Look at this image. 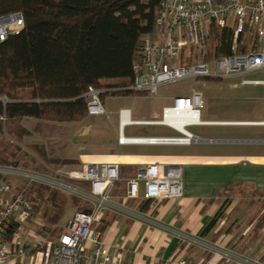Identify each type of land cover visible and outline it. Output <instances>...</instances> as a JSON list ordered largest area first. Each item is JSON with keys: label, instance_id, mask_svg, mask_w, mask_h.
I'll return each instance as SVG.
<instances>
[{"label": "built area", "instance_id": "2783aa9c", "mask_svg": "<svg viewBox=\"0 0 264 264\" xmlns=\"http://www.w3.org/2000/svg\"><path fill=\"white\" fill-rule=\"evenodd\" d=\"M23 23L21 12L0 15V42L9 34L18 32ZM211 25L233 27L231 55L206 58ZM246 31L254 41L244 52H239L238 37ZM138 53L129 86L111 89L88 87L84 94L88 115H108L102 94L113 99L114 92H140L147 97L167 99L168 103L161 108L159 117L151 119H133L130 108H119L116 112L119 144L223 142L221 138L200 137L187 129L219 123L201 118L204 97L200 91L189 87L182 93L162 94L161 88L187 77L244 78L248 73L264 72V0H161L154 17V32L140 42ZM209 63L211 68H208ZM242 83L264 85V79H243ZM0 100L3 103L8 101L5 96ZM132 125L164 126L179 135L125 136L124 128ZM0 176L8 177L0 182V264H123V254L118 252L112 256L96 229L104 214L112 212L154 224L152 216L156 203L179 198L183 192L182 165L179 163L147 162L128 177L118 162H85L79 169L67 171L51 166L30 170L0 164ZM19 179L76 196L90 204L91 210L74 212L57 238H42L34 229L37 221L24 189L16 188ZM75 182L90 183V189L79 187ZM117 182L126 183L121 195L116 194ZM131 201L136 202V207L129 205ZM142 201L149 202L146 211L138 208ZM21 229L35 241L31 247L35 249L33 253L26 249L27 242L22 240ZM178 238L183 244L197 246L211 254L207 263L264 264L260 259L239 254L201 236L179 232ZM180 263L186 264V261L180 260ZM197 264H204V261Z\"/></svg>", "mask_w": 264, "mask_h": 264}, {"label": "trees", "instance_id": "16d2710c", "mask_svg": "<svg viewBox=\"0 0 264 264\" xmlns=\"http://www.w3.org/2000/svg\"><path fill=\"white\" fill-rule=\"evenodd\" d=\"M160 2L0 0V15L21 12L24 20L18 32L9 34L0 42V97L5 96L8 100L6 103L0 100V134H3L7 122L26 117L58 123L82 121L88 116L84 96L88 87L129 86L133 80V62L139 54L138 46L146 36L153 34L154 17ZM248 34L247 31L240 34L238 41ZM210 37L212 49L207 51L206 58L232 54L233 27L211 25ZM245 50L244 45L238 49L239 52ZM113 94L144 95L134 91ZM16 131L24 134L25 130L18 127ZM8 132L13 138L21 136L11 130ZM31 152L19 156L16 151H7L5 147L0 149V164L37 170L41 168V161L48 165L59 161L48 158L41 144L33 145ZM70 162L65 160L64 163ZM7 178L0 176V182ZM17 182L16 188L24 189L34 216L40 221L34 229L42 238H49L50 232L60 230L54 238L59 236L62 229L58 224L68 203L77 205L74 212L91 210L90 204L76 196L38 183L27 184L21 179ZM232 200L224 198L201 237L204 238L203 235L224 217ZM148 206V201H142L138 208L146 211ZM259 206L264 208V203ZM261 229H264V212L251 225L247 235L256 237ZM28 251L33 253L35 249ZM260 260L264 262V256Z\"/></svg>", "mask_w": 264, "mask_h": 264}, {"label": "crops", "instance_id": "0c3cea01", "mask_svg": "<svg viewBox=\"0 0 264 264\" xmlns=\"http://www.w3.org/2000/svg\"><path fill=\"white\" fill-rule=\"evenodd\" d=\"M234 78H239L238 82L233 83L236 88L264 86L242 83L243 79L253 80L254 78L230 77L223 79ZM223 79L219 78L218 81L221 80L222 82ZM116 96L118 95H114L113 99ZM240 98L251 101L247 109L242 107V110H240L241 114L246 113L245 115L236 119H214L211 121L219 123L208 126L264 127V124H262L264 123V108H259V105L264 106V95L252 94L251 90L245 89ZM105 100L108 99L103 97V102ZM157 116L159 115L155 117ZM220 121H223V123L221 124ZM221 139L224 141L216 144H243V154L214 157L212 155L200 156L199 154L144 153L137 156L123 154L107 160V162L121 163L122 172L127 177L147 162L179 163L182 165L183 176L182 196L157 202L152 216L155 221L154 224H146L140 220L129 219L112 212H107L103 216L97 223L96 229L100 232V239L109 248L112 256L121 252L123 254V264H181L180 260H185L186 264H197L202 260L204 264H239L222 261L207 263L211 254L197 246L183 244L178 238L179 232L194 237L202 235V231L224 201L222 192L226 187L245 188L257 194H264V152L258 149L259 146L264 145V138ZM117 144L126 146L119 144L118 141ZM128 145L149 147L189 146ZM83 163L85 161L80 162L78 166L80 167ZM125 188V182H117L116 194H123ZM248 202L252 201L249 200ZM236 203L238 202L233 199L231 204L227 205L224 217L203 236L206 240L226 246L239 254L261 259L264 256V229H261L256 237L248 236L247 233L257 217L264 212V208L258 205L256 211L251 216L246 217L243 214V209L239 208L240 204ZM129 205L136 207L137 204L131 201ZM244 211L246 212V210Z\"/></svg>", "mask_w": 264, "mask_h": 264}, {"label": "rangeland", "instance_id": "374dc122", "mask_svg": "<svg viewBox=\"0 0 264 264\" xmlns=\"http://www.w3.org/2000/svg\"><path fill=\"white\" fill-rule=\"evenodd\" d=\"M254 41L252 35L248 34L242 38L241 42H237L238 49L240 46L249 47ZM212 49L211 37L208 42L207 51ZM210 59V57H208ZM212 64H208L211 68ZM246 78L264 79V72L246 74ZM219 78H193L187 77L176 83L161 88V93H182L189 87H193L200 91L204 97V108L201 112L203 120H214L220 118L236 119L245 114H241L242 107L247 109L250 104L245 98L241 99L245 89L251 90L252 94L264 95V86H243L236 88L233 83L238 82L237 79ZM221 82V83H220ZM257 102V101H254ZM253 102V103H254ZM168 103L164 98H151L143 95H118L114 99L105 100L104 108L108 115H88L81 122H52L35 118H22L21 120H13L5 124L3 134H0V149L7 148V151L13 150L17 155L22 153H30L31 147L35 144L43 145L48 158H59L56 164L48 165L41 161V168L47 166L59 168L62 170L79 169V163L89 162H107L109 158L118 155H142L144 153H168L169 155H188L199 154L200 156L221 157L231 154L243 153V144L225 143V144H195L189 146H142V145H126L119 146L117 144V110L119 108H130L133 119H151L156 115L160 116L161 108ZM261 104V103H259ZM258 104V105H259ZM259 108H264L260 106ZM158 116V117H159ZM18 127L24 128V134L19 133ZM190 132L200 137L214 138H264V127H241V126H190L187 128ZM8 130H11L21 136L13 138ZM125 136H177L167 127L158 125H139L126 126L123 130ZM12 138V139H11ZM9 141H12L11 145ZM16 146V148H15ZM19 147V150H16ZM259 151L264 152V145L258 147ZM19 159V158H18ZM21 159V158H20ZM70 160V163H64ZM79 160V163H78ZM79 167V168H78ZM184 174V173H183ZM79 187L90 189V183L75 182ZM230 197L240 204L243 214L251 216L256 211L257 206L264 203V196L245 188H227L224 192V198ZM248 198V199H247ZM252 202H248V201ZM77 206V205H76ZM76 206L68 203L64 216L61 218L58 226L63 229L67 219L74 213ZM247 208V209H246ZM246 210V212L244 211ZM241 211V216H242ZM41 214V213H40ZM39 214V215H40ZM41 220V217L39 216ZM245 219V218H244ZM37 223L40 221L36 219ZM54 228V227H53ZM60 231V230H59ZM59 231L50 232L49 239H55ZM20 234L22 240L29 244L30 249L35 243L33 238L27 236L28 232L21 229ZM254 234V233H252ZM47 238V237H46ZM36 259L37 253L34 254ZM27 262V261H26ZM36 262V260H34ZM35 264V263H34Z\"/></svg>", "mask_w": 264, "mask_h": 264}, {"label": "bare ground", "instance_id": "6f19581e", "mask_svg": "<svg viewBox=\"0 0 264 264\" xmlns=\"http://www.w3.org/2000/svg\"><path fill=\"white\" fill-rule=\"evenodd\" d=\"M221 122V121H220ZM223 122V121H222ZM231 123V122H230ZM253 123V122H252ZM222 124V123H221ZM245 124V123H244ZM262 124H264V123H262ZM230 125V124H229ZM128 140H134V138L133 137H126Z\"/></svg>", "mask_w": 264, "mask_h": 264}]
</instances>
